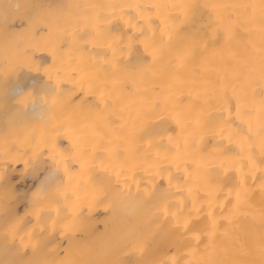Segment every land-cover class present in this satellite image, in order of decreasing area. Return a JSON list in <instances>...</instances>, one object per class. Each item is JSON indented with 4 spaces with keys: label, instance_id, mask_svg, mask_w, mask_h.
Wrapping results in <instances>:
<instances>
[{
    "label": "snow or ice",
    "instance_id": "snow-or-ice-1",
    "mask_svg": "<svg viewBox=\"0 0 264 264\" xmlns=\"http://www.w3.org/2000/svg\"><path fill=\"white\" fill-rule=\"evenodd\" d=\"M0 11L48 35L47 58L0 64V264H264V0ZM90 202L106 245L64 248Z\"/></svg>",
    "mask_w": 264,
    "mask_h": 264
},
{
    "label": "bare ground",
    "instance_id": "bare-ground-1",
    "mask_svg": "<svg viewBox=\"0 0 264 264\" xmlns=\"http://www.w3.org/2000/svg\"><path fill=\"white\" fill-rule=\"evenodd\" d=\"M13 2L27 5L89 2L107 3L111 2V0H13ZM199 2H205V0H199ZM16 22L17 24H21V28H14L13 25ZM47 40V29L42 27H31L25 15H13L6 20L2 11H0V64L4 63L6 50L9 54L14 52L16 49L27 51L31 53L33 58L37 61L41 58H47V51L45 47ZM75 99V97H70L68 99L65 110L73 119L80 120L83 119L86 114H81L76 109L75 104L73 103ZM61 144L64 147L68 146V142L66 140L61 141ZM4 166L3 160L0 159V168H3ZM7 167L9 169V179L11 183L16 186V188L18 187V181H23L24 183V179H31V177L23 175L25 167L23 160L9 162ZM32 182L34 181L32 180ZM30 185L31 184H29V186ZM29 190H33V188ZM2 197L3 192H0V198ZM251 199L254 205L259 204L261 199L259 189H256L251 193ZM23 210V207H21V214H23ZM81 213L82 218L76 223L75 230L68 235L57 234L55 237L56 242L61 244L64 248H67L70 239L74 250L77 252H87L89 250L103 248L108 241L110 232V229L107 226L109 214L105 211L104 206L98 202L85 203ZM241 226H245L244 217H241Z\"/></svg>",
    "mask_w": 264,
    "mask_h": 264
},
{
    "label": "rangeland",
    "instance_id": "rangeland-1",
    "mask_svg": "<svg viewBox=\"0 0 264 264\" xmlns=\"http://www.w3.org/2000/svg\"><path fill=\"white\" fill-rule=\"evenodd\" d=\"M14 28H21L20 26H21V24H17V22L16 23H14ZM28 179V180H27ZM26 181V182H25ZM19 182V181H18ZM17 182V188L18 189H20V190H29V189H31V188H34V183L35 182H32V179H30V178H26V179H24V183H23V181H21V182H19L18 183ZM19 184V185H18ZM29 184H31L30 186H29ZM21 185V186H20ZM27 186H28V188H27Z\"/></svg>",
    "mask_w": 264,
    "mask_h": 264
}]
</instances>
